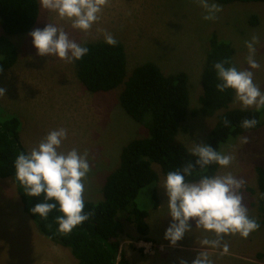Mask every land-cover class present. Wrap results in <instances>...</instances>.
<instances>
[{"label":"rangeland","instance_id":"rangeland-1","mask_svg":"<svg viewBox=\"0 0 264 264\" xmlns=\"http://www.w3.org/2000/svg\"><path fill=\"white\" fill-rule=\"evenodd\" d=\"M210 2L223 8L214 21L203 19L204 10L194 0H110L100 14V20L88 32L74 29L71 20L62 19L55 11L43 9L40 5L38 21L31 31L53 23L81 45L105 40L103 33L106 31L124 44L128 74L147 61L156 63L166 74L178 71L188 73L190 109L182 124L185 129H181L177 137L191 150L194 143H205L217 120V115L194 113L200 107L199 98L203 93L201 76L209 50V37L213 32L233 44L238 69L253 71L254 82L264 92V2ZM253 16L257 18V24L251 23ZM31 31L8 36L17 47L18 58L12 67L0 71V76H4L0 79V87L6 90L5 96H0V122L13 116L20 118L21 140L29 151L51 130L67 129V139L60 151L72 148L80 153L88 151L91 171L85 182L84 200H102L106 178L119 166L122 147L133 138L147 136V128L133 120L122 107L119 101L122 86L104 92L89 91L77 75L75 60L69 63L56 56L37 54L33 38L29 35ZM253 35L260 40L255 56L260 64L258 69H250L246 61L248 50L244 42ZM230 107H242L235 100V95ZM261 110L264 121V108ZM244 136L249 138L246 144L240 142ZM220 152L235 159L227 167L220 166L213 176L230 172L238 179L243 178L246 181L240 190L243 203L250 217L260 219L256 206V167L264 163V123L256 130L230 137L221 144ZM153 168L158 174V181L143 187L136 203L139 209L149 213V236L155 242L165 244L156 262L180 264L183 259L191 264L199 251H207L213 264H264V260L256 256L258 250H264V230L261 227L246 239L239 234L225 235L224 242L229 245V251L221 255L222 249L200 243L205 237L215 238L214 233L196 227L195 219H190L192 231L186 232L176 246H171L164 239V233L172 222L167 205L169 197L163 187L166 177L158 164L153 163ZM0 185L3 186L0 187V197L7 202L2 203L3 199H0V264H63V260L53 256L51 250L42 247L49 244L47 240L54 241L47 237L40 239L33 232L26 235V229L17 233L19 213L25 211L23 203L12 178H0ZM6 215L11 219L6 220ZM120 223L125 246L139 256L143 250L138 245L142 235L126 216H120ZM8 226L12 230H8ZM247 246H252L253 258L247 257ZM52 251L59 252L54 246Z\"/></svg>","mask_w":264,"mask_h":264},{"label":"trees","instance_id":"trees-1","mask_svg":"<svg viewBox=\"0 0 264 264\" xmlns=\"http://www.w3.org/2000/svg\"><path fill=\"white\" fill-rule=\"evenodd\" d=\"M229 4L235 1L264 0H216ZM40 14L39 0H0V67L6 70L12 67L18 58V50L8 37L27 33L36 25ZM253 16L251 23L257 24ZM117 40V39H116ZM115 46L105 40L83 44L88 53L75 60L76 71L84 86L91 92L110 91L122 86L119 101L133 120L147 128L148 135L133 138L121 149L119 166L106 178L103 186V199L85 200V212H93L90 218L75 227L68 234L58 231L56 217L63 215L57 208L42 219L30 211L36 203L43 202L40 197H30L15 177L14 161L20 153L27 154L20 136V118L13 116L0 122V178H12L19 197L39 232L48 239L69 248L78 260V264H134L120 254L122 228L120 216L124 215L133 222L144 239L148 233V211L138 208L136 198L141 189L158 181L153 163L160 166L166 177L170 171L181 169L187 163L195 161L191 150L177 137L190 109V78L185 71L166 74L154 62L147 61L137 65L130 74L127 72V55L124 44L117 40ZM236 50L230 41L221 39L216 32L209 37V50L205 57L201 84L203 93L199 98L200 107L195 114L217 115L215 125L209 131L204 144L220 152V146L230 137H237L260 128L262 110L255 107H230L235 92L226 89L219 92L220 83L213 67L217 61L227 58L236 64ZM238 68V66H237ZM218 113V111H220ZM229 125L225 126L223 118ZM246 118H255V128L244 129L241 123ZM220 165L213 163L204 168L196 166L189 182L198 181L202 176H213ZM257 172V209L260 219L257 221L264 230V163L256 167ZM156 199V198H155ZM55 203V201H49ZM157 206V203L154 204ZM256 219V218H255ZM264 260V250L257 255Z\"/></svg>","mask_w":264,"mask_h":264},{"label":"clouds","instance_id":"clouds-1","mask_svg":"<svg viewBox=\"0 0 264 264\" xmlns=\"http://www.w3.org/2000/svg\"><path fill=\"white\" fill-rule=\"evenodd\" d=\"M194 2L204 10V20L218 19L217 14L223 10L222 5L210 0ZM109 3L110 0H40L43 9L55 11L60 18L71 20V26L83 32H88L100 20V14ZM103 34L108 45H117L118 41L111 33L104 31ZM29 35L40 56H56L71 63L81 59L89 51L87 47L71 39L63 28L53 23H48L43 29L37 28ZM259 43L256 35L244 42L250 69L260 67L255 59L256 45ZM213 67L220 81L216 84L219 92L234 90L235 100L245 109L255 107L259 111L264 108V92L254 82L253 71L238 69L227 58L215 62ZM2 70L0 67V71ZM5 91L0 87V96H5ZM223 123L225 126L229 125L227 117L223 118ZM257 124V119L246 118L241 127L252 129ZM67 135V129L63 127L51 130L36 147L27 154L20 153L14 161L15 177L23 186L24 192L30 197H40L43 194V202L36 203L30 211L46 220L58 204L59 211L63 213L56 217L58 231L65 235L93 215V212L84 211L85 182L91 171L88 151L80 153L76 148L60 151ZM240 142L246 144L249 138L244 136ZM191 154L196 157L194 163L189 162L181 169L168 172L163 185L169 197L167 205L172 217L164 239L171 246H176L186 232L192 231L189 221L195 219L196 227L212 232L215 236L213 239L203 238L201 245L220 248L221 255L227 254L229 245L224 242L225 235L239 234L246 239L260 228L257 219L249 216L243 203L244 197L240 190L246 181L229 172L224 175H204L196 182H189L186 177L193 174L196 166L204 168L216 163L227 167L235 159L234 156L218 152L203 143H194ZM180 264H187V261L181 259ZM191 264H213V261L207 251H199Z\"/></svg>","mask_w":264,"mask_h":264},{"label":"crops","instance_id":"crops-1","mask_svg":"<svg viewBox=\"0 0 264 264\" xmlns=\"http://www.w3.org/2000/svg\"><path fill=\"white\" fill-rule=\"evenodd\" d=\"M1 78H4V76H0V79ZM190 78V77H189ZM22 141V140H21ZM24 145V144H23ZM25 146V145H24ZM27 149V148H26ZM27 151L29 152V150L27 149ZM8 179V178H6ZM164 183V182H163ZM2 185V184H1ZM3 188V186H1ZM158 190H162L160 189V185H159V188ZM161 193V191H160ZM0 199L2 200V203H7L3 197H0ZM10 214L12 211H10ZM18 213H16L17 217H18ZM11 219V216H5V219L8 220V219ZM13 218V217H12ZM19 226H17L16 228V231L17 233H20L22 232L23 229H26L24 232L26 233V235H29L31 232H33L35 235H37L40 239H44V235H42L37 226L35 225L34 221L32 220V218L30 217V215H28L27 212L25 211H22L19 213ZM147 221H148V224H149V217H147ZM8 230H12V227H9L7 228ZM149 229H150V226H149ZM149 229H148V235L146 237V239H144V237H140L139 238V242H138V245L140 247L143 248L142 250V254H140L138 256V254H133L134 252H132L130 249H128L127 246H125L124 242L121 238V246H120V254H119V258L121 255L125 256L128 260H130L132 263L134 264H161L160 261L159 263L156 262V259L157 257L159 258V253H162L163 251V247L165 246V244L163 243H157L155 242L150 236H149ZM123 228H122V235L121 237L123 236ZM9 234H13L12 232H9ZM12 239H13V236H10ZM49 244H44L42 245V247L44 249L47 248V250H51V254L54 256H58L60 259L63 260V264L66 262V263H70V264H78V260L74 257V255L72 254V252L70 250H68V248H62L60 246V244L56 243V242H51L49 240H47ZM57 244V245H55ZM52 246L56 247V251H59V252H53L52 251ZM64 247V246H63ZM145 247V248H144ZM249 251L247 254V257H251L253 258L254 254L251 253L253 248H251L252 246H247ZM124 249V250H123ZM263 251V250H261ZM260 250H258L257 252H261ZM258 254H256L257 256ZM75 259H74V258ZM140 257H143V259H141ZM155 260V261H154Z\"/></svg>","mask_w":264,"mask_h":264},{"label":"built area","instance_id":"built-area-1","mask_svg":"<svg viewBox=\"0 0 264 264\" xmlns=\"http://www.w3.org/2000/svg\"><path fill=\"white\" fill-rule=\"evenodd\" d=\"M145 248V247H144Z\"/></svg>","mask_w":264,"mask_h":264}]
</instances>
